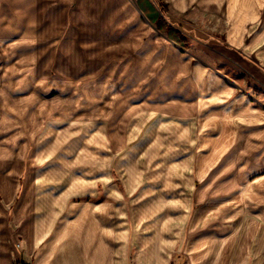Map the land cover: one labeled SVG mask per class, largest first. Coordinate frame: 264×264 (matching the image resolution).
<instances>
[{
  "label": "crops",
  "instance_id": "crops-1",
  "mask_svg": "<svg viewBox=\"0 0 264 264\" xmlns=\"http://www.w3.org/2000/svg\"><path fill=\"white\" fill-rule=\"evenodd\" d=\"M162 1L171 15H163L157 0H0V264H130L126 247L116 242L115 209L72 201L71 189L77 185L70 181L64 186L69 152L57 160L51 153L63 137L57 124L87 118V111L77 113L73 105H86L90 99L101 105L98 116L103 117L102 105L109 100L104 99L102 79L111 75V85H125L122 78L147 44L172 47L190 72L186 85L181 80L175 92L166 91L167 97L159 101L166 105L160 115L190 117L204 128L203 141L212 145L206 158L216 150L212 135L228 137L224 149L238 145L241 161L223 187L244 183V175L253 177L264 166L263 157L253 154L264 152V104L255 99V105L248 92L167 42L163 21L194 11L205 21L220 19L226 29L216 43L239 54L264 87V0ZM155 24L159 27H152ZM110 53L128 55L129 69L117 74L116 65H111L100 81L82 85L80 80L100 72L99 63ZM79 57L73 74L72 62ZM163 66L161 62L155 70ZM89 86L95 88L94 96ZM118 126L108 125L104 140L115 151L126 140L119 138L125 129ZM52 134L56 139L50 140ZM203 171L199 165L198 173ZM248 183L252 190L240 192V199L264 200V174ZM152 204L157 209V203ZM147 210L143 207L137 215L145 216ZM229 213L221 226L226 232L196 241L188 251V264H264V209L247 204L238 224L232 220L236 214ZM167 220L155 226L156 233L146 243L150 245H140L136 264H169L170 244L162 236L166 225L180 221Z\"/></svg>",
  "mask_w": 264,
  "mask_h": 264
},
{
  "label": "rangeland",
  "instance_id": "rangeland-1",
  "mask_svg": "<svg viewBox=\"0 0 264 264\" xmlns=\"http://www.w3.org/2000/svg\"><path fill=\"white\" fill-rule=\"evenodd\" d=\"M157 2L163 15H171L165 2ZM214 19L217 21L207 22L198 11L164 19L165 40L187 52L195 62H203L223 79L235 83L239 91L248 92L255 105L259 104L257 101L264 104V87L256 81L254 70L244 66L239 54L216 43L215 38H223L226 25L220 19ZM152 27L158 28L159 24ZM138 52L134 67L122 78L125 85L119 89L117 85H111L115 78L111 75L102 79L106 81L104 99L109 100L102 105L104 118L98 116L101 105L90 99L86 105H73L77 113L85 114L87 111V118L57 124V131L63 137L59 138V145L51 155L57 160L69 152L65 158L69 165L65 169L67 183L64 186L67 187L70 181L77 185L71 189L72 201L104 203L115 209L114 224L118 226L119 235L116 242L126 247L130 264H136L140 245H150L146 244L147 240L156 233L155 226L162 219L180 221L178 225L174 221L173 225H166L168 230L162 236L170 244L167 253L169 264H188V251L196 241L226 232L221 226L223 221L229 220L230 211L232 213L229 214H236L232 220L238 224L247 204L254 210L264 209V200L245 201L239 196L246 188L252 190L248 182L253 177L262 176L264 166L253 177L244 175V183L235 178L236 183L223 187L221 183L233 179L241 161L236 150L238 145L233 148L228 144L224 149L228 137L212 135L217 139L216 150L206 158L212 145L203 141L207 132L204 128L190 117L174 113L161 116L159 113L166 108L162 102L158 104L167 97L166 91L175 92L181 80L186 81L184 85L190 80L188 63L172 47L159 44H147ZM83 58L85 60L86 57ZM77 59L72 62L73 74L80 57ZM86 59L88 62L90 57ZM2 62L0 59V66ZM58 62L53 66L55 70ZM130 62V57L122 53L105 55L99 63L100 72L91 73L92 76L80 80V83L100 81L111 65H116L118 74L124 68L129 69ZM161 62L164 63L163 68L156 71ZM130 79L131 84H128ZM92 87L89 86L88 92L94 96L95 88ZM112 91L118 97L110 96ZM151 92L152 96H149ZM45 119L48 124L49 116ZM111 123H117L122 132L125 129V136L119 138L126 140L124 143L121 141L119 151L112 150L104 141ZM232 136L233 143L236 135ZM52 139H56L54 134ZM254 153L260 159L263 157L264 163V152ZM199 165L204 170L200 174ZM174 201L178 204L175 205ZM152 202L157 203V209ZM143 207L148 210L141 217L137 214Z\"/></svg>",
  "mask_w": 264,
  "mask_h": 264
},
{
  "label": "built area",
  "instance_id": "built-area-1",
  "mask_svg": "<svg viewBox=\"0 0 264 264\" xmlns=\"http://www.w3.org/2000/svg\"><path fill=\"white\" fill-rule=\"evenodd\" d=\"M18 264H25V263H23V262H19Z\"/></svg>",
  "mask_w": 264,
  "mask_h": 264
},
{
  "label": "bare ground",
  "instance_id": "bare-ground-1",
  "mask_svg": "<svg viewBox=\"0 0 264 264\" xmlns=\"http://www.w3.org/2000/svg\"><path fill=\"white\" fill-rule=\"evenodd\" d=\"M166 106V105H165ZM169 110V109H168Z\"/></svg>",
  "mask_w": 264,
  "mask_h": 264
}]
</instances>
